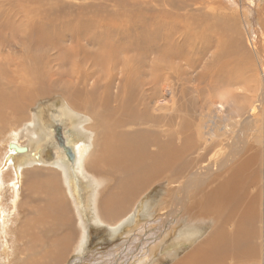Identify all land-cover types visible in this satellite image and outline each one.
<instances>
[{
  "label": "rangeland",
  "instance_id": "obj_1",
  "mask_svg": "<svg viewBox=\"0 0 264 264\" xmlns=\"http://www.w3.org/2000/svg\"><path fill=\"white\" fill-rule=\"evenodd\" d=\"M243 2L241 10L240 0H0V90H5L0 97L7 98L6 106L0 107V113L4 114L3 117L0 115V137L4 135L3 140L0 138V147L3 144L4 150L0 148L1 171L6 172L11 167H2V164L6 162L5 151L16 136L13 134L18 132L17 125L24 119L29 122L28 118L34 113L36 105L41 101H45V104L53 101L55 107L52 115L56 114L60 104L53 99L60 98L61 103L67 105L68 98L61 88L67 81L66 74L81 67L80 64L77 65V60L83 57L78 54L81 47H75L70 42L71 39H78L85 44L84 54L88 56L85 58V64L90 66L87 67L92 74L87 84L89 91L84 95L86 111L91 118L99 120L98 129L101 132L108 133L112 121L121 118L130 120L127 122V129L140 128L143 132L149 130L151 139L157 142L160 137L156 128L158 124L152 119L157 116L154 115L153 108L158 98L163 97V89L169 87L176 116L173 114L175 118L167 121L163 128L168 131L185 130L175 133L170 145L182 150L184 148V153H194L195 159L199 154L205 153L206 146L211 145L220 150L222 155L219 160L224 157L226 150L236 147L235 162L248 157L252 169L247 172L256 170L260 174L258 181L247 184L251 186V196L261 197V213L264 216L263 106L257 115H250L253 117L252 122L251 119L247 121L245 115L242 117L240 124L244 132L238 134V144L236 133H231L223 140L213 137L211 144L197 138L195 141L198 143L193 145V140L185 137L187 131L196 133V126L201 118L198 115L203 113V110L198 109L200 94L202 99L205 97V101H208L209 93L213 89L218 90L217 87L230 80L239 83L236 85L239 93L244 91L246 84L254 85L253 88L258 85L256 77L260 74L248 40H256V45L264 54V32L261 30L263 24L260 20L264 0ZM260 32H263L261 39ZM259 61H264V57L260 56ZM26 63L29 67H25L24 74L23 66ZM14 67L19 68L21 72L13 71ZM33 72L43 73L41 85L47 88V85L52 83L57 97L51 96L50 100L46 97H43V100L42 97L37 98L35 103H31V107H25L24 90L34 86L30 82L32 74L27 73ZM262 82L261 80L260 83ZM35 96L38 97L36 93ZM253 100L256 101V91ZM262 103L261 90L259 106ZM122 104L128 105L129 110L122 113L115 108ZM252 106L255 111L259 109L254 102ZM246 109H249V104H246ZM260 125L261 129L258 128ZM51 126H55V122ZM93 129L97 130L96 127ZM60 132L64 139L69 129L63 126ZM254 133L262 135V145L256 146L252 141ZM55 140L57 141V138ZM142 142L144 144V140ZM7 144L8 146H5ZM234 144L237 146L233 147ZM144 146L148 151L156 150L153 144L146 143ZM211 147L210 155L213 152ZM53 149L55 148H45L43 159L54 160ZM206 161H203L205 164L194 162L187 166L181 158L183 166H187L185 170L183 167L175 177H171V174H161L162 178L146 183L125 204L124 217L131 214L134 219L140 218L134 228L130 231L123 228L122 235L112 239L108 233L112 223H109L108 219L96 224L89 223L93 229L87 226L89 241L85 252L82 255L77 253L79 242L74 239L58 264H128L141 257L146 258L143 264H148L150 259L159 260L165 250L160 248L159 251L153 252L151 248L153 244L164 239L171 228V225L167 224L170 212L175 210L174 208H178L177 212L187 210L185 201L188 206L193 205V201L204 198L216 183L226 176L220 172L219 180L208 176L203 178L204 175L214 172L209 168H219L215 164L211 165L214 163L212 155ZM69 162L73 163L74 157ZM39 167L41 173L47 174L49 171L47 167ZM194 171H197L198 175L189 187L188 176ZM26 177L25 175V179ZM12 180L0 172V214L6 212V218H9L7 226L3 223V228L0 227V264H23L30 252L26 246L33 247L35 252L48 251V260H45L46 263H40L49 264L55 253L53 247L42 240L29 243L25 232L21 233L18 227L20 221L27 217L39 219L35 229L49 226L47 220L51 213V190L49 187H43L30 191L26 186L25 189L22 186L20 188L19 184L12 188ZM206 180L210 181L209 184ZM109 190L110 187L105 186L104 193ZM143 203H148L147 208H144L143 212L138 211V206L144 205ZM11 204L14 205V214L10 210L7 212ZM248 205L249 202L240 203L242 208H248ZM19 209L20 214L15 220ZM182 214L174 225L178 230H184L190 225L187 220L182 219ZM246 214L248 215V211ZM262 219L255 218L253 213L246 219L236 221L248 220L247 232H251L250 230L256 227L260 229ZM200 221L204 222L199 225L201 233H198L191 243L178 249L172 259L164 260L162 264H170L183 257L206 237L211 236L207 232L212 230L213 221ZM47 226L44 230L48 233ZM94 227L97 230H94ZM51 234L52 232L49 233ZM56 234L51 237L53 241L59 238L60 234L55 236ZM252 240L250 242L254 244L256 256L246 264H262L264 236L257 232Z\"/></svg>",
  "mask_w": 264,
  "mask_h": 264
},
{
  "label": "bare ground",
  "instance_id": "obj_2",
  "mask_svg": "<svg viewBox=\"0 0 264 264\" xmlns=\"http://www.w3.org/2000/svg\"><path fill=\"white\" fill-rule=\"evenodd\" d=\"M205 1L208 2V0ZM240 3V9L242 10L244 5L243 0H240ZM209 4L211 5V3ZM260 20L263 24L261 30L264 32V9H262V18ZM263 32H260V39ZM252 33L254 34V32ZM70 42L75 47H81L79 48L80 53L78 54L83 57L77 60V65L80 64L81 67H78L77 70H70L66 74L68 76L67 81H65L66 83L63 82L64 84H62L61 89L68 98L67 105L61 103L60 98L53 99L57 100L60 104L56 109V114L52 115V110L55 107L53 101L48 104H45V101L38 103L34 108V113L28 118L29 122L24 119L23 122L17 125L18 127L16 129L18 132L13 134L16 136L11 140V144H14L18 148H25V150L16 151L14 148L8 146L9 143L5 145L9 148L7 147L8 150L5 151L6 155H4L7 157L2 167L8 165L9 167L11 166V170L9 168L4 173L0 169V172L4 176H7L10 180L13 179L10 182L12 188L19 184L20 188L22 186L25 189L26 186L30 191H35L43 187H49V190H51L49 193L51 213L49 220H47L49 226L45 224L49 227L48 233L45 231L46 229L44 230L46 226L35 229L37 220H39L36 218H25L20 221L18 227L21 229V233L23 231L25 232L29 243L42 240L53 247L55 253L53 255L51 253L53 260L49 264L54 262L58 264L74 239L79 242L77 253L82 255L85 252L84 249L87 247L89 241V229L87 228L89 223L96 224L108 219V222L112 223L110 224V231L108 232L112 239L117 235L121 236L123 228L130 231L140 222V218L136 217L134 219L131 214L124 217L125 204L146 183L162 178L163 174H171V177H175L184 167L181 162V158L184 156V148L183 150L182 148H174L170 143L175 133L185 130L176 129L174 131H168L163 128V125L167 121L173 120L176 116L173 102L169 95L171 93L170 88L166 87L163 89V97L158 98L153 108L154 115L157 116H153L152 119L158 124L156 128L160 140L155 142L151 139L149 130H144L143 132L140 128L127 129L126 125L130 120L121 118L112 121L108 133H103L98 129L100 125L99 120L91 118L86 111V96L84 95L89 91L87 84L92 74L89 71L90 68L88 70L87 66L89 65L85 64V60L88 58L84 54L86 52L85 44L78 39H71ZM256 44V40H248V45L256 60L260 74V76L257 75L256 77L258 80L257 87L253 88L254 85L246 84L244 91L239 93L236 90L238 88L236 85L239 83L230 80L224 82L220 87H217L218 90L213 89L209 93L208 101H205V97L202 99L200 94V105L198 109L203 110V113L198 115L201 118L198 120L196 133L187 131L185 132L186 138L189 136L188 132H192L196 139L200 138L203 142L211 144L213 137L223 140L231 133H236V144H238V134L244 132L240 124L242 117L245 115L248 118L252 114L257 115L258 111L262 109V106L264 108V61H259L260 56L264 57V54ZM25 67H29V64L26 63L23 66L24 74L26 73ZM13 69L17 73L18 71L19 73L21 72L19 68L14 67ZM27 74H32L30 82L34 86L32 89L27 88L24 90L25 102L23 105L25 107H31L33 105L31 103H35L37 98L42 97L43 100L45 99L43 97H46V99H49L51 96L57 97L52 83L48 84L47 88L41 85V80L44 79L43 73L33 72ZM61 79L63 80L64 78ZM261 80L263 81L262 83H260ZM261 90L263 91V103L259 106L258 100L261 98ZM255 91L256 101L253 100ZM4 92L5 90H0V94ZM35 93L38 97L35 96ZM129 97L131 98V92H129ZM252 102L259 106L257 111L253 109V106L251 107ZM5 104H7V98L0 97V107H5ZM102 104H105V102H102ZM246 104H249V109H246ZM115 108L122 113L129 110V106L124 104L116 106ZM9 114L12 117V113L9 112ZM0 115L1 117L4 116L3 113H0ZM105 118L107 119V116ZM128 118H130V114H128ZM220 121H223V123L221 124ZM53 122H55V126H51ZM63 126H67L69 129V133L67 132L64 139L61 136V132L59 133ZM94 127L97 130H94ZM258 128L261 129V125ZM55 138H57V141ZM142 140H144L145 145L146 143L153 144L156 150L148 151ZM192 140L195 142V138H192ZM252 141L256 146H260L262 145L263 137L258 133H254ZM235 146L237 145L234 144L233 147ZM47 147L55 148L53 149L55 151L54 160L46 161L45 158L43 159V153ZM1 150H3V147ZM73 157L74 162H69ZM194 158L195 156H191L190 163ZM39 166L47 167L49 169V171L47 170V174L46 172H39ZM187 166L184 167V170ZM197 171L192 172L188 176L190 181L189 187H191V182L196 180L198 175L196 174ZM25 175L27 176L26 179ZM208 182L210 181L206 180V183ZM204 183L201 184L204 185ZM105 186L110 187L107 193H104ZM44 196L46 197V195ZM143 204L138 206V211L147 208L148 203L146 205L145 203ZM13 207L14 205L11 204V208L7 209V212L10 210L14 214ZM186 208L187 210H179L178 212V208H174L175 210L170 212L167 224L171 225V228L167 231L164 239L153 244L151 248L153 252L159 251L162 248L165 250V253L157 261L150 259L148 264H162L164 260L172 259L178 249L191 243L198 236V233H201V230L196 228V226H187L184 230H178V227L174 226L182 211L183 214L181 217L187 211L190 212V216L196 214L188 204ZM19 214L20 209L16 212L15 220ZM6 216H8L6 212L3 215L0 214L1 228H3V223L6 224L5 227L7 226V220L9 218H6ZM261 222L263 225L261 227V234L264 236V218ZM57 230H62V232H57ZM94 230L97 229L95 228ZM51 232L52 234L49 235ZM56 232L60 235H58L59 238L57 240L53 241L51 237ZM255 233L256 230H252L251 232H247V230L246 232L215 231L186 255L174 260L170 264L249 263V260L254 259L256 256L254 244L252 245V242H250L253 241L252 238ZM26 247H28L30 252L23 264H43L40 262L48 260V251L46 253L42 251L35 252L33 251V247ZM252 247L254 248L252 249ZM56 249H58L57 253ZM262 258L264 259V255ZM145 260V257H141L138 260L130 261L128 264H143ZM261 263L264 264V260Z\"/></svg>",
  "mask_w": 264,
  "mask_h": 264
},
{
  "label": "crops",
  "instance_id": "obj_3",
  "mask_svg": "<svg viewBox=\"0 0 264 264\" xmlns=\"http://www.w3.org/2000/svg\"><path fill=\"white\" fill-rule=\"evenodd\" d=\"M248 120L252 122L253 117H248L247 121ZM188 134L189 136H187V138L196 139L192 132H188ZM197 143V141L191 142L193 145H196ZM210 147L205 148V153L199 154L198 158H194L191 163L195 162L197 164H205L203 161L208 160V158L212 155L214 163L212 162L211 165L215 164L219 168L217 170L213 167L209 168L214 170V172L204 175L203 178L208 176L214 178V180H219L218 174L220 172H223V175L226 174V176L222 177V179L216 183V186L212 188L204 196V198L197 199V201H193V205H189L196 213L194 216H190V212L187 211L182 219L187 220L190 223L189 227L196 226L198 229H200L199 225L204 223L200 220H212V230L207 232L208 235H211L218 230L246 232L249 228V221H236V219H246L253 213L255 218H264L261 213V197L255 195L251 196L252 189H249L251 186L247 184V182L253 183L258 181L260 174L256 170L252 173L247 172L248 169H250V171L252 169L249 159H247L248 157L239 162H235L234 152L236 147L226 150L224 153L225 155L221 160H219V156L222 155L220 150L217 149V147H211L213 152L210 155ZM193 149L197 150L195 148ZM194 155L195 154L192 152L184 153V156L182 157L183 163L188 165L190 163L191 156ZM251 160H253V156ZM242 202H249L248 208H242L240 206V203ZM186 203L185 207L188 204ZM247 211L248 215L246 214ZM219 220H221V222ZM260 223L262 227V222L260 221ZM261 227L259 230L257 227L254 229L256 230V233L259 232L261 234Z\"/></svg>",
  "mask_w": 264,
  "mask_h": 264
},
{
  "label": "water",
  "instance_id": "obj_4",
  "mask_svg": "<svg viewBox=\"0 0 264 264\" xmlns=\"http://www.w3.org/2000/svg\"><path fill=\"white\" fill-rule=\"evenodd\" d=\"M9 147L14 148L16 151H21V150L24 151L25 150V148H18L17 146H14V144H11V143L9 144Z\"/></svg>",
  "mask_w": 264,
  "mask_h": 264
}]
</instances>
